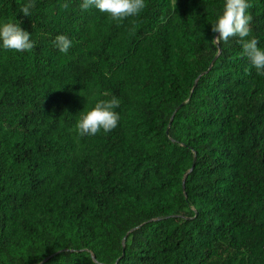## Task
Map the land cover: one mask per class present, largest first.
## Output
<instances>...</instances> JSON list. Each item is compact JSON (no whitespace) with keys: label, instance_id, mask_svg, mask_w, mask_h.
<instances>
[{"label":"trees","instance_id":"trees-1","mask_svg":"<svg viewBox=\"0 0 264 264\" xmlns=\"http://www.w3.org/2000/svg\"><path fill=\"white\" fill-rule=\"evenodd\" d=\"M80 3L0 0L35 41L0 46V264H264V75L212 41L225 0H145L119 22ZM112 97L118 126L79 135Z\"/></svg>","mask_w":264,"mask_h":264},{"label":"clouds","instance_id":"clouds-1","mask_svg":"<svg viewBox=\"0 0 264 264\" xmlns=\"http://www.w3.org/2000/svg\"><path fill=\"white\" fill-rule=\"evenodd\" d=\"M79 6L81 10L95 8L119 22L140 14L146 3L145 0H82ZM34 7L32 2L25 4L21 8L22 15L29 17ZM63 7L67 8L68 4L65 3ZM250 7L248 0H225L222 14L212 24V32L215 34L212 41L219 46L228 43L231 38H237L242 47V56L249 60L258 75H264V49L258 47L259 41L256 38L247 39L252 32L253 17L246 14ZM53 44L61 53L66 54L72 41L66 35H58ZM0 46L15 52H25L35 47V41L31 39V33L21 27L19 21H10L0 25ZM119 105L120 101L116 97L97 102L92 110L77 121L79 135H96L101 129L105 133L114 130L118 126L119 114L113 109Z\"/></svg>","mask_w":264,"mask_h":264},{"label":"water","instance_id":"water-1","mask_svg":"<svg viewBox=\"0 0 264 264\" xmlns=\"http://www.w3.org/2000/svg\"><path fill=\"white\" fill-rule=\"evenodd\" d=\"M218 52H220V50H218ZM215 60V57L213 58V60H212V62ZM211 62V63H212ZM211 65V64H210ZM208 70H209V68H208ZM207 70V71H208ZM170 121H171V119L169 120V123H170ZM165 133L167 134V130L165 131ZM194 162H195V157H193V159H192V163H191V166H190V168H189V170H188V172H190L192 169H193V166H194ZM123 246H122V251H123ZM45 260H43L41 263H43Z\"/></svg>","mask_w":264,"mask_h":264}]
</instances>
